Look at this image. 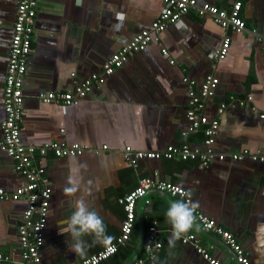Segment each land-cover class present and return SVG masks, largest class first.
I'll return each mask as SVG.
<instances>
[{
  "label": "crops",
  "instance_id": "1",
  "mask_svg": "<svg viewBox=\"0 0 264 264\" xmlns=\"http://www.w3.org/2000/svg\"><path fill=\"white\" fill-rule=\"evenodd\" d=\"M233 1L198 3L228 9ZM16 4L17 0H0V125ZM161 10L160 0H38L22 84L21 141L34 147L65 142L88 149L76 157L55 158L49 153L45 158L50 198L43 243L38 250L39 264H71L113 244L124 219L119 200L137 186L141 177L181 186L190 202L198 203L196 210L235 237L249 264H264V162L214 157L201 166L193 161L158 158L139 161L133 167L122 156L124 147L161 152L187 143L205 150L199 133L183 135L189 108L183 78L200 86L208 76L218 80L203 110L208 119H219L213 152L227 155L264 149V119L260 118L264 113V46L257 42V36L264 34V0H244L240 16L245 30L241 33L224 32L211 19L189 12L168 26L157 43L131 56L76 105L63 107L39 98L40 94L74 91L86 78L100 72L104 62L134 35L150 30ZM225 36L230 39L226 56L212 60L211 50L219 48ZM237 101L246 104L239 106ZM221 105L226 106L218 115ZM103 146L107 149L102 150ZM73 163L84 167L76 176L79 190L69 196L63 189L74 175ZM24 183L25 179L15 172L13 160L0 149V189L12 193ZM81 198L103 218L106 235L111 237L105 242L85 236L88 247L84 255L70 251L68 235L58 234ZM147 200L149 207L145 205ZM176 200L148 192L136 204L128 245L100 264H126L135 255L141 237L142 257L152 223L160 230L162 247L155 259L145 264H208L190 244L177 240L174 247L169 245L171 227L165 213ZM25 208L23 199L0 201V264L21 263L17 226ZM188 234H194L199 245L220 264H237L220 238L206 236L195 222L183 235Z\"/></svg>",
  "mask_w": 264,
  "mask_h": 264
},
{
  "label": "built area",
  "instance_id": "2",
  "mask_svg": "<svg viewBox=\"0 0 264 264\" xmlns=\"http://www.w3.org/2000/svg\"><path fill=\"white\" fill-rule=\"evenodd\" d=\"M160 1L162 10L151 24L150 30H144L134 35L128 44L120 48L104 62L100 72L86 78L79 86L75 87L74 91L40 94V100L44 103H56L63 107L78 104L91 88L102 85L106 78L120 69L131 56L145 50L150 43H157L159 36L168 26L175 24L191 11L200 18L211 19L224 32L230 30L235 33H241L245 30V22L240 16L244 0H234L228 9L206 3H198V0ZM37 3L38 0H17L2 90L4 118L0 125L2 134L0 149L10 156L14 162L15 172L25 179V183L12 193H7L0 189V201L6 199L19 201L23 199L26 203L22 221L17 226V241L21 256L20 264H39L38 250L43 243L42 232L47 219L50 198V190L45 177V158L47 154L50 153L55 158L76 157L88 150L84 146L66 144L65 142H51L34 147L25 145L21 141L22 84L31 53ZM257 42L264 46V34L257 36ZM229 45L230 39L225 36L220 47L211 50L210 58L212 60L223 59L228 52ZM160 52L163 56H167L166 50L161 49ZM183 82L187 87L189 97V108L186 111L188 127L183 135L188 136L201 130L203 133L201 146L205 150L187 143H183L180 146L167 147L161 152L137 151L130 147H124L122 156L127 164L134 167L142 160L162 158L166 160L193 161L201 166H206L214 157L218 160L228 157L233 161L249 159L254 162H264V149L255 152L243 150L227 155L215 154L211 146L219 127V119H208L203 110L204 102L213 95L218 80L213 76H208L200 86H196L195 81L187 78H183ZM247 99L249 100L250 98ZM243 103L244 101H237L236 104L242 106ZM224 109L225 105L219 106L217 114H222ZM260 118L264 119V113L260 114ZM101 149L106 150L107 147L103 146ZM150 191L162 192L168 196L177 197L179 200L190 202L188 194L181 186L170 181L141 177L137 186L119 200L122 205L124 219L116 241L113 244L106 245L99 252L71 264H100L111 258L119 247L125 246L133 233L136 204L139 200H143ZM145 205L149 207L150 201H145ZM194 215L195 223L200 230L220 238L233 252L237 264H249L244 250L230 232L216 225L213 220L202 215L196 209H194ZM159 231L156 223H152L148 227L147 241L143 248L144 254L131 264H145L147 260L155 259L156 253L162 247V244L158 241ZM179 241L182 244L193 246L208 264H220L218 259L211 257L208 250L199 245L194 234L182 235ZM2 259L3 257L0 255V261Z\"/></svg>",
  "mask_w": 264,
  "mask_h": 264
},
{
  "label": "clouds",
  "instance_id": "3",
  "mask_svg": "<svg viewBox=\"0 0 264 264\" xmlns=\"http://www.w3.org/2000/svg\"><path fill=\"white\" fill-rule=\"evenodd\" d=\"M84 165L73 163L72 168L74 175L69 179L68 185L63 191L71 196L80 188V180L76 178L80 168ZM198 203H191L184 200H176L170 203L165 216L171 227V233L168 243L174 247L175 242L181 239L182 235L187 233L195 222L194 209ZM59 228L58 234H67L70 246L68 249L75 254L84 255L88 247L87 242L83 239L85 236H92L94 240L110 241L111 237L106 235V226L103 218L99 216L90 207L85 199H79L75 204V211L71 214Z\"/></svg>",
  "mask_w": 264,
  "mask_h": 264
},
{
  "label": "water",
  "instance_id": "4",
  "mask_svg": "<svg viewBox=\"0 0 264 264\" xmlns=\"http://www.w3.org/2000/svg\"><path fill=\"white\" fill-rule=\"evenodd\" d=\"M154 192H157V191H154ZM159 194H161L163 197H165V198H167L168 197V195L167 194H165V193H162V192H158ZM141 200H139L138 202H140ZM138 202H137V204H138ZM203 234H206V233H204L203 232ZM206 236H208L207 234H206ZM142 242H143V239H142V237L140 238V240H139V245H138V249H137V251L135 252V255L133 256V258L130 260V261H128L126 264H131L132 262H134L138 257H139V255H140V251H141V247H142Z\"/></svg>",
  "mask_w": 264,
  "mask_h": 264
},
{
  "label": "trees",
  "instance_id": "5",
  "mask_svg": "<svg viewBox=\"0 0 264 264\" xmlns=\"http://www.w3.org/2000/svg\"><path fill=\"white\" fill-rule=\"evenodd\" d=\"M196 133H199L198 135L201 136V139L203 138V133H202L201 130H198ZM127 243H128V242H127ZM127 243H126V244H127ZM127 245H128V244H127ZM127 245H126V246H127ZM126 246H125V247H126ZM122 247H124V246H122ZM122 247H119L118 250H119L120 248L122 249ZM118 250H117V252H118ZM117 252H116V253H117ZM116 253H115V254H116ZM115 254H114V255H115Z\"/></svg>",
  "mask_w": 264,
  "mask_h": 264
},
{
  "label": "bare ground",
  "instance_id": "6",
  "mask_svg": "<svg viewBox=\"0 0 264 264\" xmlns=\"http://www.w3.org/2000/svg\"><path fill=\"white\" fill-rule=\"evenodd\" d=\"M233 97V96H232ZM243 99H245V98H243ZM232 104H233V101H232ZM244 104H246V103H244ZM226 106V105H225ZM238 107V106H237Z\"/></svg>",
  "mask_w": 264,
  "mask_h": 264
}]
</instances>
